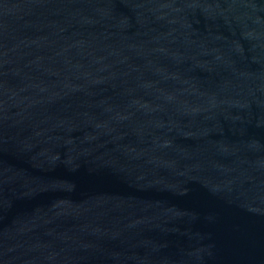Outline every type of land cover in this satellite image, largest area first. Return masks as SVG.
I'll use <instances>...</instances> for the list:
<instances>
[{"label":"water","instance_id":"water-1","mask_svg":"<svg viewBox=\"0 0 264 264\" xmlns=\"http://www.w3.org/2000/svg\"><path fill=\"white\" fill-rule=\"evenodd\" d=\"M0 264H264V0H0Z\"/></svg>","mask_w":264,"mask_h":264}]
</instances>
